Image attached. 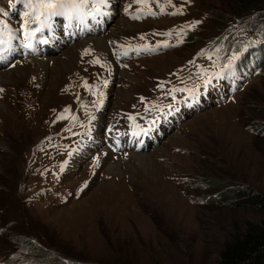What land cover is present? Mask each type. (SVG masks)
Returning a JSON list of instances; mask_svg holds the SVG:
<instances>
[{"label": "rangeland", "instance_id": "1", "mask_svg": "<svg viewBox=\"0 0 264 264\" xmlns=\"http://www.w3.org/2000/svg\"><path fill=\"white\" fill-rule=\"evenodd\" d=\"M160 1L175 14L139 22L117 8L105 32L94 35L105 39L106 55L82 47L86 37L0 66L1 77L13 78L0 84V264H219L224 244L264 218L235 204L238 189L264 195V13L246 14L257 0ZM9 3L0 0V8ZM0 21L1 32V14ZM170 27L181 44L123 60L124 67L111 53ZM98 40L90 39L100 49ZM97 55L110 62L104 69ZM40 57L51 59L40 68L27 64ZM189 77L194 90L170 94ZM90 83L108 95L96 115L104 124L120 110L146 111L167 97L177 113L164 138L117 158L97 137L76 153L79 133L70 127ZM139 154L149 156L147 169ZM30 244L38 253L27 252Z\"/></svg>", "mask_w": 264, "mask_h": 264}, {"label": "trees", "instance_id": "2", "mask_svg": "<svg viewBox=\"0 0 264 264\" xmlns=\"http://www.w3.org/2000/svg\"><path fill=\"white\" fill-rule=\"evenodd\" d=\"M246 14L264 13V0L250 3L245 8ZM253 10V11H252ZM248 12V13H247ZM250 23V21H248ZM236 202L240 207L260 209L264 215V195L247 188L236 191ZM28 253H38L39 248L30 244ZM51 253L40 255L49 257ZM51 264L45 258L33 259L21 264ZM57 263V261H56ZM219 264H264V218L258 224L250 223L236 232L220 251Z\"/></svg>", "mask_w": 264, "mask_h": 264}, {"label": "snow or ice", "instance_id": "3", "mask_svg": "<svg viewBox=\"0 0 264 264\" xmlns=\"http://www.w3.org/2000/svg\"><path fill=\"white\" fill-rule=\"evenodd\" d=\"M23 2L26 3L29 8H34L38 5L40 8L44 9L43 14L45 15L46 19H51L55 16H65L68 19H71L74 12L79 14V9L92 2V0H36L35 4L33 3V0H23ZM96 2L104 3L106 0H96ZM0 14L8 15V12L0 8ZM24 16L29 17L30 13L25 12ZM35 19L38 20L39 16H36ZM29 23L30 21L25 19L23 21V27L27 29ZM0 24H3V21H0ZM28 35H31V33L29 32ZM0 43H3V41L0 40ZM96 62L99 63V60ZM2 91L3 89H0V92Z\"/></svg>", "mask_w": 264, "mask_h": 264}, {"label": "bare ground", "instance_id": "4", "mask_svg": "<svg viewBox=\"0 0 264 264\" xmlns=\"http://www.w3.org/2000/svg\"><path fill=\"white\" fill-rule=\"evenodd\" d=\"M131 24H126L125 23V25H123V26H130ZM97 38H100V39H103V41H104V47H102L101 46V48L99 49V48H97L96 46H95V43L93 42V41H90V39H97ZM84 41H88L86 44H84L82 47H87V46H89V45H91L92 47H94V48H96L102 55H106L107 54V46H106V41H105V39L103 38V36H91V37H87L86 39H84L83 40V42ZM99 42H103L102 40H98ZM97 41V42H98ZM81 47V48H82ZM80 49V46H76V48L75 49H73V53H72V55L71 56H69L68 57V61H69V65H72V62L74 61V59L77 57V53H78V50ZM48 57H46L45 59H43V58H27V61H29V62H27V64H30V65H34L35 66V68L36 67H39L40 68V66H42L43 64L42 63H47L46 62V59H47ZM48 59H51L50 57L48 58ZM112 60V59H111ZM23 61V60H22ZM112 62H113V60H112ZM24 65V64H23ZM47 65V64H46ZM16 66V65H15ZM68 67V62H56L55 63V68L53 69V71H54V73L56 72H60L61 71V69L63 68V67ZM45 70V72L47 71V69H48V67H46V66H44V68L42 67V70ZM64 70V69H63ZM117 70V67H115V65H114V71H116ZM49 71V70H48ZM11 72V71H10ZM7 73V72H6ZM49 73V72H48ZM1 74V73H0ZM4 74V73H3ZM6 76H7V74H6ZM6 78H8L10 81H11V79L13 80V78L12 77H9V76H7ZM5 78V76H3V77H1L0 76V84H2V82L3 81H7V79ZM57 78V77H56ZM138 159H139V161H140V166H142V167H144L145 169H147V164L148 163H150V160H148V155H145V154H139V155H137L136 156ZM151 164V163H150ZM104 165V164H103ZM102 166V165H101ZM116 167H113L112 169L114 170Z\"/></svg>", "mask_w": 264, "mask_h": 264}]
</instances>
